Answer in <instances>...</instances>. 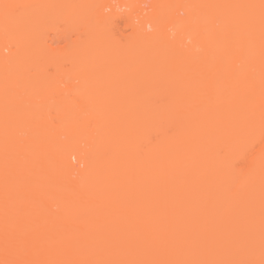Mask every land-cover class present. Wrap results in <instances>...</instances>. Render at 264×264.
Here are the masks:
<instances>
[{
  "label": "bare ground",
  "instance_id": "6f19581e",
  "mask_svg": "<svg viewBox=\"0 0 264 264\" xmlns=\"http://www.w3.org/2000/svg\"><path fill=\"white\" fill-rule=\"evenodd\" d=\"M37 1L36 4L39 6L44 4L42 0ZM122 1L101 0L102 3H100V0H76L75 5V0H69L63 5L61 0L59 3L63 5L61 10L67 6L70 7L71 2L73 6H77L72 7L74 8L72 10L67 7L68 11L71 10L67 14L69 22L67 28L78 25L82 37L76 35L77 39L74 38L73 43L72 40L70 41L71 45L68 49L63 47L60 52H57L61 39L53 50L46 51L50 48L46 43H42L44 37L40 40L38 35L34 39V45L28 48V39L25 40L28 37L25 39L23 37L28 35L24 33H28L29 29L14 24L25 17L16 13L18 9L16 6H22L24 1L0 0V6L4 8L9 6L6 10L1 8L0 14L9 13L6 17L4 16L0 31L5 32L7 40L13 42L12 39H14L16 44L12 45L17 47L16 50L13 48L9 51L10 55H0V67L16 68L17 78H21V72L25 67L36 65L40 67L38 69L40 71L46 64L51 63L50 65L53 64L54 68H59L56 60L66 55L70 67L75 68L76 71L79 69V75L85 76L86 68H99V72L103 71L101 75L97 74L98 80L96 78L95 82H99L108 69H116L115 74L120 69V75L110 76L115 79L114 82L121 81L120 85L122 80L127 79L130 71L136 72L133 75L137 80V89L142 92L148 90L150 103L147 124L139 123L140 127L133 134L132 143L138 140L142 142L146 136V131L142 127L148 126L149 144L143 156L140 157V161L138 158L137 164H131L130 154L125 152L122 155V164L113 171V163L109 155L114 151L113 144H107L105 138H103L105 143L102 142L103 139H100L101 144L99 137L95 136L97 128L101 126L99 129H102L104 126L103 116L112 115V111L90 109L89 104L84 106L81 102L79 105L82 108H78L74 115L71 112L73 116L66 120V123L64 114H57L62 104L60 105L59 102L57 104L55 101L56 104L51 103L48 108L56 109V116L62 115L60 121L62 120L61 122L68 128L67 133L70 135L73 148H77V142L81 138L83 140V137H91V141L87 139L89 141L87 145H91L94 138V140L97 139L96 143L99 141L94 150L101 145L99 150L92 153L80 148L72 153V156L79 163L83 162L87 168L77 178L78 183L81 184L80 188H77V191L81 192L77 196L80 205L76 204L78 205L76 210L75 205L67 207V210L76 216L79 213L81 216L87 214L89 216L85 217L98 225L104 219L98 218L99 213L96 215V204L101 206V200L97 199V196H101L102 193V196H105L109 192L115 195L116 192L119 197L123 193L117 194L120 187L119 192L126 187H129V191L133 188L132 190L140 195L139 203H143L144 199L148 198L151 204H154L149 208L147 236L145 240L138 241H127L129 236L126 239L122 238V241H101L56 239V236L52 235L50 238L36 241L26 240V238L7 241L9 237L1 236L0 232V264H180L181 262L218 264L222 259L228 261L226 264H264V259L261 262L255 260L259 258L257 255L264 254V211L259 215L260 217L257 215L259 218L256 216L258 218L256 220L260 221H257L260 223L258 225L255 224L257 223L255 219L254 223L251 219L250 221L244 219L248 212L256 207L259 208V204L264 200V0ZM123 3L129 8L126 11H130L126 13L129 17L131 32L129 31L130 34L124 38L123 42H119L120 37L113 38L111 30L109 31V17L103 14V10L108 9L110 15L116 19L119 13L116 10L114 16V10L117 7L123 8ZM23 7L27 5L23 4L22 9ZM29 8L28 6L26 10ZM26 10L21 12L27 14L29 11ZM4 22H6L5 25ZM146 26L151 31H146ZM10 29H14V32L11 33ZM75 32L74 34H78ZM2 42L4 43V40ZM3 43H1L2 46ZM65 44L64 42L61 46ZM10 46L5 49H10ZM40 56L43 63L36 59L34 62L33 59L35 57L38 59ZM83 76L81 79L85 80ZM43 78L41 77L47 82L48 78L46 80L45 77ZM41 83L45 84L42 81ZM4 85V88L3 84L0 85V94H2L0 96H5V87H8V83ZM45 86H47L44 87L46 89L42 90L44 93L39 92L41 98L45 97V101L48 102L52 97L60 96L56 93L57 91L50 90L53 86ZM112 95L115 94L112 93ZM45 101L42 103L46 104ZM34 106L36 108V105ZM126 107L123 108L126 109ZM30 108H32L31 113L28 111L29 114L27 112L20 114L21 118L17 115L19 122L24 123L22 125L25 126V130L33 122L37 125L44 122L45 134L41 136L51 138L50 136L57 130L56 126L49 124L47 117L37 120L33 113L34 107ZM83 108L87 111H83ZM123 108L122 111L125 112ZM124 112H122L126 118L124 121L129 126L131 123H128V118L131 117L125 112L127 118ZM89 117L92 118V122L89 120L88 124L86 121ZM114 117L118 118L116 115ZM114 117L113 122H115ZM35 118L39 123L34 120ZM120 119L123 121V115L122 118H118ZM118 120L115 123L124 122ZM48 125L51 126L48 127ZM90 125L94 126L93 130L88 129ZM38 130L40 133V129ZM101 131H99L100 134L105 135L104 130ZM35 134L36 132L33 131L29 132V135L26 133L31 138L28 137L29 141H33L40 135ZM4 137L0 135V146L4 145ZM9 137H12V140ZM8 139H10L8 145H13L14 150L20 147L17 143L18 147L15 144L16 138L13 134L8 136ZM252 143H256L257 146L253 149L255 145H251L255 154L253 155L254 151L249 148L252 151L250 154L253 155L249 158L250 151L247 152L246 149ZM105 147H108L106 154L99 152L102 151L101 149L104 151ZM98 152L101 153L100 157ZM245 155L246 158H244ZM92 156L96 157L94 158L96 160L91 158ZM241 161L243 165H237ZM131 172L138 174L139 178H142L141 181L146 178L145 183L141 182L144 185L141 184L136 188L134 184H131V187L127 182L124 184ZM16 178L17 176L15 180L18 182ZM1 182L0 180V188ZM13 183L16 186L14 189L19 188L23 191L28 188L24 180H19L17 184L12 181ZM210 185H213L211 191L208 190ZM4 186L6 185L3 182ZM91 188L92 190H89ZM101 189L108 192H101ZM51 192V194L46 193L47 196H41V199L54 196L53 191ZM246 193L250 194L251 199L249 198L248 201L252 204L248 207L244 205L245 208L240 207V200ZM95 196L94 204L87 206L86 203L84 205L80 203L83 201L82 198ZM263 205L261 206L264 207ZM206 212L210 215L207 216ZM234 212L237 214L235 218L231 216ZM242 213L245 214L244 217ZM239 215H242V220ZM110 216L106 219H112ZM91 226L92 230L94 225L88 226L89 229L86 227L84 232L89 231ZM222 227L230 230L229 236L224 237L219 234V229H224ZM194 231L197 232L196 235H193ZM233 235L238 236V239ZM232 238L237 239L236 243H232ZM140 244L144 246L141 247ZM249 244H252L250 245L252 247L249 246L251 249L247 246ZM248 248L249 251H243ZM187 249L193 252L191 259L189 255V258L183 257ZM211 251L213 253L222 251V256L213 257ZM236 251L241 254L234 258L233 254ZM181 252L183 255H180ZM72 255H74L73 259L69 258ZM108 257L113 259L109 261ZM69 260L74 261L68 263Z\"/></svg>",
  "mask_w": 264,
  "mask_h": 264
},
{
  "label": "rangeland",
  "instance_id": "374dc122",
  "mask_svg": "<svg viewBox=\"0 0 264 264\" xmlns=\"http://www.w3.org/2000/svg\"><path fill=\"white\" fill-rule=\"evenodd\" d=\"M23 1H24L23 3L24 6L27 5V7H23L22 9V6H23L22 4V6H19V7L16 6V8L18 9H16L17 11L16 10L15 11L17 14L19 13V16L21 15L25 17L23 18V20H19L17 21V23H14V24L20 27H25L26 29H29L27 30L28 33H24V35L25 34H28V35L27 36L23 35L24 39L25 37H28L25 39V40L28 39L27 41L28 43L27 45L29 46V47L27 46L28 48H31L30 46L34 45L35 43L34 39L38 35L39 39L40 38L42 39L44 37L42 39V43H46V45L50 48L49 50L48 49L46 50L45 46H43V44L41 43L42 47L46 51L53 50V47L61 41L59 43V50H57V52H60L61 48L63 47H66V49H68L69 45H71L70 41L72 40V43H73V41L77 39L75 37H78L76 35H80L79 32H81L80 31L81 29L78 25H75V27L72 26V28H69V29L67 28L68 27L67 24H69V22L67 21L68 20L67 14L68 12H71L72 9H74L72 8V7H75L72 5L74 1L70 3L72 6L70 4H69L70 7L66 5L67 7L71 9L70 11H68L69 8L67 7H65L64 9L62 8V10L60 9L64 5V2L69 1V0H62L63 5L59 4L61 0H45V1L42 0L44 4H42L41 6L36 4L37 0L36 1L35 0H23ZM100 3H102L101 0H100ZM75 5H76V0H75ZM28 6L30 7L29 10L27 9L29 12H27V14L26 13L23 14L24 12L22 13L21 11L22 10L25 11L26 8H28ZM122 6H124L123 7L124 9L125 8L126 9L123 10L122 7H120V9L117 7L114 10V14H113L114 16H115L116 10H118L116 12L119 13L118 15L119 17L116 16V19L115 17L110 15V12L108 11V9L103 10L104 12L102 11L103 14H106V16L109 17V22H110L109 31L111 30V35H113V38L117 36L120 37L119 42L120 41L123 42L124 38L128 37V35L131 32L130 31L131 29L129 27V20H128L129 17L127 15V13H129L130 11L129 12L126 11L127 9L129 10V8L126 7L124 3ZM1 8L6 10V8L0 6V11L2 10ZM11 9L13 8L11 7ZM32 10H33V13H32ZM59 10H61V12ZM8 13L9 12H4L3 14H0V27H2V24H3L2 20L5 19L4 16L6 17ZM17 14L16 16H18ZM6 22H4V25ZM20 24H22L23 26H21ZM30 28H32V30ZM146 28H145L146 31H151L148 26H146ZM10 30L9 31L11 33L14 32L13 31L14 29H10ZM42 31L44 32L42 33ZM73 31L78 32V34L76 32H75L76 34H74ZM142 31L144 32V30ZM4 33L5 32H2V34L0 33L1 43H3L2 41L4 40L3 46L0 43V55L2 54L4 56H7V55H10L9 51L15 48L14 45L16 44V41L14 43V39H12L13 42H11V40H7ZM39 34H41L42 37ZM81 37L82 36L80 35V38ZM1 38L2 39L4 38V39L2 40ZM64 42L66 44L64 46H61V44L62 43L64 44ZM8 45L9 46L12 45L13 47L10 46L11 47L10 49H5L9 47ZM16 48L14 50H16ZM54 51L56 53V49ZM57 55L58 53L56 54V57L58 58L59 56ZM40 57L38 59L35 57L33 59L34 62L36 60H41V62L43 63L42 56ZM56 61L58 62L57 66L59 67L57 69L52 66L53 64L50 65L51 63L46 64L44 67L40 69V71H38L40 67L38 66L36 67V65L25 67L23 71L21 72V78H17L18 76L16 75V68L0 67V85L3 84L2 87L4 88L5 86L4 84L8 83V87H5L6 88L5 90L6 93H4L5 96H0V135L5 136L4 142H3L4 145L0 146V180L2 181L1 182L2 186L0 188V232L2 234L1 236L5 238L9 237L8 238L9 240L7 239V241H11V240L19 239V238L20 239L26 238V240L28 239V240L36 241V240H43L45 238H50L51 235L54 237L56 236V239L70 238V239H75V240L76 239H81V240L89 239V240H101V241H122L121 240L122 238L126 239L129 236L127 241L145 240L147 236L148 228H149V222H148L150 219L149 218L150 217L149 208H151V206H154V204H151L148 198H145L143 203H139L140 195L137 194L135 190L133 191L132 190L133 188H131V190L129 191V187H126V188L124 187L125 189L123 191L120 190L121 192H119V189L121 188L120 187L117 191V194L118 193L121 194L122 192L123 193L119 197L116 195V192H115V195H111V193L109 192L110 194L109 193L105 194V196H102L103 193L101 195L102 197L97 196V199L101 200L100 201L101 206L96 204V207H95V211L97 212L96 215L99 213L98 218L104 219L103 222L101 221V223H98V225L94 223V221L89 219L88 217H85L87 214H82L81 216V213H79L76 216V214L73 215V213H71L67 209L71 205H75L74 207L75 210L76 208H78V205L76 206V204H79L77 200V196L81 192L79 193V191H77V188H80L81 184L78 183L79 180H77V178L81 174H83L86 171L85 169L87 168L83 162H82L83 164L79 163V161H77L72 156V153L76 151L75 149L80 148L81 150H85L89 153H92L95 150L97 151L101 148L100 147L101 145H99L98 149L96 148L94 150L96 144L99 141H100L99 143L101 144L102 142L105 143V140L103 139L105 138L107 139L106 140L107 144H110V145L113 144L114 151L111 154H109L110 160L113 163V168H112L113 171H116L122 164L121 163L122 155L125 152H128L130 154L129 159L131 158V164L133 165L137 164V162L141 160L140 157L143 156L149 144L148 126L145 125L146 127L145 126L142 127L146 131V136L142 140V142L138 140V142L132 143V141H133V134L140 127V124L142 125V122L144 124L145 123L147 124L148 122V118H149L148 110H149V104H150L148 90H145L144 92H142V90L137 89V86H136L137 80L135 79V76L133 75L134 73H136L134 70L130 71V73L128 72L129 75L127 74L128 76L126 77L127 79L125 81L122 80V84L124 83V85L122 84L120 85L119 83L121 81H119V83H118V80L117 82L116 81L114 82L115 79L111 78L112 76L116 74L120 75L121 74V72L119 71L120 69L117 70L118 73L116 74H115L116 69H108L104 77L102 76V79H100L99 82L98 81L95 82L96 78L98 77L97 74L100 73L98 75H101V73L103 72V71L99 72L100 70L99 68H86L84 72L85 76H83V75H79V69L76 71L75 68L70 67L68 57L66 55L61 56V58L59 57L58 60ZM110 71H112L113 74ZM81 72L82 71H80V73ZM81 76H83L85 80L81 79ZM41 77L42 78L45 77V80L46 78H48L46 80L47 82L42 80ZM41 81L44 82L45 84L41 83ZM49 82L50 84H48ZM45 85L53 86V88L50 90L55 91V92L57 91L56 93H58L60 96L55 95L56 97H52L48 102L45 101V97H43L45 95L43 94L42 96L43 98H41L40 96L41 94L39 95V92H42L43 89L44 90L46 89L44 88V87H47ZM113 85L114 87L116 86L115 87L116 89L118 88L117 90L118 92L116 91L115 88L112 87ZM0 89H1V86H0ZM111 91L115 95H112ZM97 94L99 95L96 97ZM30 95H33V97L32 96L30 97ZM129 95H132V96H129ZM87 98L89 99L90 102L88 101ZM43 101H45L46 104H43L42 103ZM55 101H57L56 102L57 104L58 102L60 103V105L62 104L61 107L59 108L60 111H58V113L55 112L57 111L56 109L53 110L51 108H48V106L50 107L51 103L56 104ZM126 101H127V107L125 105ZM81 102H83L82 105L84 106L85 104L87 105L89 104L90 109L91 108L92 109L95 108L98 110L102 109V111H106V112L112 111L113 114L112 113L111 114L114 116L116 115V118L122 114L123 121L126 118L124 114L122 113L124 112L122 111V108L126 107V109L123 108V110L125 109V112L129 115V117H131V118H128L127 114L124 112L127 118L129 119L128 123L129 124L131 123V125L128 126V124H126L125 121L123 122L121 119L118 120V118H122V115L118 117L117 119H115V117L112 115H108V116L105 115L103 116L104 126L102 124L103 126L102 129L104 130L105 135L100 134L102 132L101 131L102 129H99L101 127L99 126V128H97L96 131L94 130L96 133L95 135L96 138L99 137V141L97 143H96L97 139L94 140L95 138L92 137L94 138L92 140L93 141L92 144L90 143L91 145H87L89 142L88 140H90L91 137L90 138L83 137V140H81L82 138L80 139L79 137L80 140L76 144L77 148H73L74 145H71L72 140L70 142L71 138L69 137L70 135L67 133L68 128L66 127L65 123L61 122L62 120L60 121V117L62 119V115L56 116V113L64 114V116L66 117L64 118V121L66 122V120L70 119V117L74 115V112L78 110V108L79 109L82 108L79 105V103L81 104ZM34 105H36V108ZM30 107H34L33 113L35 115L32 114V116L33 115L34 117L36 116L37 120L38 118L47 117L46 120L49 121V124H51L54 127L56 126L57 130L55 134L50 136L52 139L46 136H41L45 134V132L43 131L44 130L43 128L46 126V124H44V122L41 125L40 124L37 125V124H33L34 122L32 121L33 123L27 128V130H25L26 129L25 126L22 125L24 123L21 124V122H19V120L17 119L18 116L20 114H26L25 112L29 114L28 111L32 109ZM53 107L54 106L52 105V108ZM85 108H83V111H87ZM62 110L63 112H61ZM71 112L73 113V115L70 114ZM21 117L19 116V118ZM113 117L115 119V122L116 120H118L120 122L122 121L124 124L123 123L118 124V123L113 122L112 121ZM36 118L34 119L35 121H36ZM91 119L89 117L86 122L88 123L89 120L91 121ZM134 119L136 121H134ZM51 125H48V127H50ZM93 127H94L93 125H90L88 129L93 130L94 129ZM38 129H40V133L38 132L39 131ZM53 130L55 131V129ZM31 131L36 132L35 135L40 134L39 137L34 138L33 141L32 140L29 141L30 137L26 135V133L29 135V132ZM11 134H13V136L16 138L15 144L17 143L20 146L19 148H16L15 150L12 148L13 145L12 146L8 145L10 139L12 138V137H9L10 139H8V136H10ZM1 139H3V137H1ZM100 139H103V141L101 142ZM251 145L252 146L255 145L253 149L254 148L256 149V146H257L256 143H252L246 149L247 152L248 150L250 151V149L252 150ZM8 146H9V149L11 148L10 150L8 149ZM12 149L14 151H12ZM8 150L10 151L9 154H8ZM101 150L102 151H99V152L101 153L104 152L102 154H106L108 151V147H105L104 151L103 149ZM252 151L249 152V155H251L250 153ZM29 152L31 154H29ZM87 152H84V153H87ZM101 153H99V157ZM252 154L254 155L255 151ZM246 155H248V153H246ZM246 155L244 158H246ZM253 155H251V157L249 156L248 157L252 158ZM91 158L94 159L96 157L92 156ZM138 158L140 159L138 160ZM12 163L14 165H10ZM242 163L243 162L241 161L237 165L240 166L241 164L242 166L243 165ZM20 166H23V168L22 167L20 168ZM22 175H23V178H22ZM16 176H17L16 179L18 180V182L19 180H24L25 183H27L28 188L27 189L25 188L26 190L22 191V190H19V188L14 189L16 186H14V183L12 184V181H14L16 184L18 183L15 180ZM19 176H21V178H19ZM139 179L140 178L138 174H136L135 172L134 173L131 172L130 176H128L126 181L124 180L125 183L123 181L122 183L126 184L127 182L128 185H130V187L134 184L133 186L137 188L142 184L141 183L142 181H144V183L146 181V178L145 180H142V181H141L142 178L140 180ZM3 182L6 185L4 187H3ZM76 183L79 185H77ZM121 185L123 186V184ZM17 186L19 187V185ZM211 186L213 185H210V187H208L209 191L213 189ZM145 188L146 187H144V189ZM89 190H92V188ZM51 191H53L54 196L50 198L46 197L44 200L41 199V196L42 197L47 196L46 193L48 194L50 192L51 194L52 193ZM101 192L106 193L108 191L103 189ZM247 194L248 193H246L245 196L241 198L240 204L238 203L240 207H244V205L245 207L246 206L248 207V205L250 204L251 201L249 202L248 200H250L251 197H250V194L249 195ZM94 199H96V196L93 198H89V197H86L84 199L82 198V200L85 202L80 201V203L83 205L86 203L85 205L88 206L90 204L95 203ZM96 201H99V200H96ZM263 203H264V200H262L261 203L259 204V208L256 207L254 210H251L250 212H248L244 219L246 221H250L249 219H251V222L253 221V223H254V219L256 222L257 221L260 222L259 220H256V219H258L260 217L259 215H261V213L264 211V207L261 206L263 205ZM26 208L28 210H26ZM255 210H257V212ZM207 212L205 214H207ZM235 213L236 212H234L231 215L233 216V218H235V216L237 217V214ZM109 215H111L110 217L112 219L108 220L106 218ZM242 215H239L241 216L240 217L241 220L243 219ZM249 215L251 216L249 217ZM258 222L255 224L257 225L260 224ZM90 225H94L93 229L91 230L92 228L91 226L89 231L84 232L85 228ZM144 228H146V230H144ZM87 229H89V227ZM219 231L220 233L219 232L218 233L224 237L230 235V232H229L230 230L227 229L226 227L224 229H219ZM192 233L193 235H196L197 232L195 233L194 231ZM234 238L238 239V236L236 237L235 235ZM234 238H232V243L233 242L236 243L235 241H237V239L235 240ZM250 245L252 244H249L247 246L249 247ZM139 246L143 247L144 245L140 244ZM133 248H136V247H133ZM249 248L245 250L241 249V251L242 250L244 252L247 250L249 251ZM189 250L190 249H187L186 250L187 252L185 251V253H183L184 255L181 252L180 255L182 254L183 257L189 258L191 255H193V252ZM237 251L241 252L239 250ZM237 251L236 253L233 254L234 258L239 257V255L241 254V253H238ZM220 252L215 251L213 253L211 251V255L213 257L216 256V258H218L222 256V251ZM73 256L74 255H72L69 258L73 259ZM261 256L262 258H260ZM261 256L257 255V257H259L260 260L259 258L255 260L256 261L258 260V262H261V260L263 261L264 254L262 253ZM109 259L108 260L111 261L113 257L112 258L110 257ZM189 259H191V257ZM71 261L73 262L74 260H71ZM71 261L69 260L68 263H70ZM220 262L221 264H226L228 261L226 259H222L220 260ZM181 263L184 264L183 262Z\"/></svg>",
  "mask_w": 264,
  "mask_h": 264
}]
</instances>
